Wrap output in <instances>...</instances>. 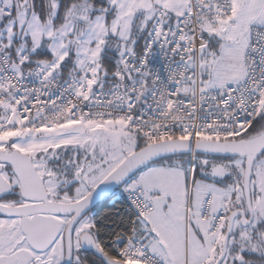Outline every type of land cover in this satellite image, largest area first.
<instances>
[{"label": "built area", "instance_id": "1", "mask_svg": "<svg viewBox=\"0 0 264 264\" xmlns=\"http://www.w3.org/2000/svg\"><path fill=\"white\" fill-rule=\"evenodd\" d=\"M13 8L12 0H0V135L23 125L40 136L55 125L81 119L94 125L121 124L156 142L171 137L235 140L264 105V24L251 26L243 47L245 76L240 82L202 91L198 74L195 94L188 89L195 76L191 60L195 58L199 66L200 49L209 44L205 27L216 28L222 20L236 26L234 0H190L175 27L165 25V11L159 9L142 51H125L112 80L94 88L84 79L50 73L43 63L25 67L26 54L15 64L1 40L2 21ZM189 159L186 170L192 184L198 161L194 154ZM129 194L130 204L141 215L153 212L152 197L142 186ZM214 205V197L206 195L201 217L210 220L207 233L218 241L226 214ZM119 255L140 264H168L138 238L128 239Z\"/></svg>", "mask_w": 264, "mask_h": 264}, {"label": "rangeland", "instance_id": "2", "mask_svg": "<svg viewBox=\"0 0 264 264\" xmlns=\"http://www.w3.org/2000/svg\"><path fill=\"white\" fill-rule=\"evenodd\" d=\"M122 1L126 4L124 9L121 7ZM160 1L163 2V6L167 4V0ZM248 1L246 0L245 2ZM245 2L243 6L246 4ZM112 3L117 7L118 12L121 13L118 15L119 21H113L112 25L108 23L107 14L105 13L88 19L82 16L77 21L69 18L58 29L53 27L52 24L43 25L38 20L35 22L34 18L25 17V14L22 13L18 17L19 24L21 28L27 25L24 28L26 29L25 34L30 35L34 43L39 44L44 38L48 40V48L52 56L49 60H44L43 64L48 68L50 73L61 72L62 68L68 66L71 76L84 79L90 88H94L105 83V80L102 78V58L112 34L118 35L122 41L121 53H124L126 50H132L131 45L125 41L132 36L131 30L133 19L137 12V5H134L131 11V6H128L124 0H112ZM263 10L264 0H252V4H250V20H255L257 17L254 15L256 13L257 15H261ZM154 12L152 7L145 9L142 27L148 25V21L154 17ZM243 19L242 17L237 19L235 27L229 21L230 28L226 34L221 27L216 29H212L209 25L205 27L210 44L201 49L199 66L194 64L193 61L191 62L195 76L190 81L188 89L193 94H195L198 74L202 91L211 88L222 89V87L238 83L242 80L245 74L242 54L248 37L247 29H243ZM11 36L13 38L14 32ZM35 47H37L36 44ZM13 106L15 107V104ZM260 112L263 113V118L259 121L260 123H256L257 125L253 133L256 131L262 132L264 128V105ZM171 139L184 138L171 137ZM154 143L157 142L144 139L139 130L126 128L121 124L117 126L111 124L94 125L77 119L68 121L63 125L53 126L49 130L46 129L42 132L41 137L25 129L23 125H20L18 130L10 132L8 135H0V155L4 158L2 165L5 164L4 169L0 173L6 178L11 177L13 173H10L7 165L12 166L15 157L25 156L29 158L37 176L42 180L44 190L36 193L25 186L23 188H16L15 193L11 198L7 199L6 204L12 208L20 209L45 206L48 202L66 205L75 204L85 199L113 171L125 163L129 157L136 154L141 147ZM64 144L76 145L79 148V151L84 154L80 160L82 165H84V162L89 157L94 159L93 161L97 160L95 161L97 166L78 173V183L72 190L68 189L67 185L65 187L61 186L58 179L61 176L46 166V159L39 160L37 156L40 151L49 146ZM188 156H171L164 160L167 161V164H171V166L167 167L176 165L183 168L188 160ZM196 159L202 166V173L191 184L192 186H190L189 190L190 194H192L194 211H196L200 204L198 200L202 199L203 201L208 194H212L215 199L221 202V208L225 211L227 222L231 213L240 204L244 209H248L244 180L239 178L246 171L247 159L245 157L224 158L196 153ZM88 163H91V161L85 164L88 165ZM253 167L254 170L251 176L252 204L256 205L261 200L262 209H264V155L257 157ZM216 169L222 170V173L217 174ZM139 174L135 176L137 177ZM130 180L119 187L117 192L127 193ZM94 213L95 209L91 210L75 228V250H78L80 246V236L83 233H94ZM260 214L262 216V213ZM71 217L70 213H35L14 217L0 216V264H63L66 255V228L72 219ZM46 221L53 223L55 230H57V236L46 247H42L37 238L33 239L32 228L36 224ZM237 222L234 226L236 234L239 227L243 226H241L239 221ZM259 222L250 223L248 226L244 225L239 239L245 240L247 245L251 246V250L256 251L262 260L264 259V240L261 242L255 240L256 231L254 229L255 226L259 227L258 230L261 229L264 234V223L258 226ZM250 230L253 232V235H251ZM212 237L210 238L214 248H218L219 239L218 241H214ZM237 238L238 236L236 235L232 236V245ZM218 256L219 252L208 264L216 262ZM233 257L229 253V256L222 264H230V260ZM125 262L127 264H140L135 261Z\"/></svg>", "mask_w": 264, "mask_h": 264}, {"label": "trees", "instance_id": "3", "mask_svg": "<svg viewBox=\"0 0 264 264\" xmlns=\"http://www.w3.org/2000/svg\"><path fill=\"white\" fill-rule=\"evenodd\" d=\"M12 2L14 7L12 14L5 16L2 21L1 40H3L4 43H7V50L9 51L15 64H20L21 56L23 54H26L28 62L23 64L25 67L37 66L39 65V63H43L44 60H49L52 56V53L48 48L47 39H42L38 47H35L34 41L30 37V35L25 34L26 29L24 28L27 25L24 28H21L18 18L22 13L25 14V17L36 15L37 17H39L41 24H52V26L56 29H58L60 25L68 21L69 18L77 21L80 20L82 16H85L88 19L93 18L97 15H101V13L107 14L108 23L112 25L115 18H117V16L119 15L118 9L114 5V3H112V0H12ZM163 10L165 11L163 16L165 25L175 27L177 19L181 16L174 20V17H172V15L166 9ZM159 12L160 11L158 9L154 18L148 21V25H145L144 27H142V22L145 18V12L136 14V17L134 16L133 26L131 30L132 36L125 41L131 45L132 50L126 51H133L138 53L142 51L145 39L149 35V31L155 25V20L158 17ZM216 28H219V25ZM13 32L14 36L12 38L11 35H13ZM206 35L208 37L207 30ZM208 41L210 44L209 37ZM121 44L122 41L120 37H118V35L116 34H112L107 44L108 47L103 53L102 78L107 82L112 80L114 71L119 67L121 63L124 54L120 52V48L122 46ZM200 55L201 52L199 54L198 63L200 60ZM192 61L196 63L195 58H193L191 62ZM62 69L63 70L61 72L64 75H70L68 66ZM262 116L263 113L259 112L258 116L251 123L252 125L245 131L244 134H242L240 138H252L255 137L256 134L261 133V131H256L254 133L253 131L255 126L257 125L256 123H260L259 121L263 118ZM262 131H264V128ZM37 156L39 160L46 159V166H48V168L52 169L53 171H56V173L61 176L58 177L61 186L65 187L67 185L68 189L71 190L78 183V173L85 172L90 167L93 168V166H97L95 162L97 160L93 161L94 159H91L90 157L86 160V162L91 161V163H88L87 165L85 164L86 162H84V165H82L80 160L83 158L84 154L79 151V148L76 145L73 146L71 144L49 146L46 149L40 151ZM189 158L190 155L188 156L187 161L190 160ZM164 159L155 162L156 164L152 163L150 164V166L145 167L144 169L150 168L152 165L171 166V164H167V161H165ZM187 161L184 166L187 164ZM201 167V164H199L198 162L195 180H197V178L201 176ZM144 169L140 171H143ZM216 173H222V170L216 169ZM243 177V174L239 176L241 180H244ZM134 178H132L131 180H133ZM117 191L118 189L109 193V196L100 201L95 208V213L93 214L95 231L93 234L97 238L100 248L103 249L106 255H108L111 259L114 258L124 261V259L120 258L119 249L128 239L138 238L145 242L144 235L147 232L145 220L146 216L141 215L136 210V208L132 204H130L129 197L126 192L118 193ZM238 208L243 209L244 207L240 204ZM238 208H236V210ZM228 224L225 230H227ZM261 224H263V222H261L260 225ZM243 228L239 227V230L236 234L233 227L232 234L229 239V249L227 255L229 252L233 253V246H235L236 248L238 247L239 251L241 249H246V246H248L245 240L239 239V235L242 233L241 231L243 230ZM254 228L256 230L255 240H259V242H261L262 240H264V234L262 233L261 229L257 230V227ZM250 232L251 235H253V232L251 230ZM235 235L238 236V238L235 242H233L234 244L232 245L231 238ZM223 246L224 244L222 245L221 249H223ZM248 248L251 249V246H248ZM259 260H261V257H257L258 264ZM74 261V264H106L104 259H100L94 252H86L84 250H81L80 246L78 247V250H76ZM251 261L252 258L250 260L247 259V263L245 264H250ZM261 263L264 264V259L261 260Z\"/></svg>", "mask_w": 264, "mask_h": 264}, {"label": "water", "instance_id": "4", "mask_svg": "<svg viewBox=\"0 0 264 264\" xmlns=\"http://www.w3.org/2000/svg\"><path fill=\"white\" fill-rule=\"evenodd\" d=\"M196 153L207 154L211 156L218 157H245L246 171L244 174V189L245 198L247 199L248 208L252 210V174L254 170V163L259 155L264 153V131L256 134L252 138H235V140H209L203 139L195 141L194 139H168L163 140L154 144L145 146L139 151L129 157L119 168L113 171L106 180H104L99 186L93 190L88 196L78 201L75 204H60V203H46L45 206H35L30 208H12L9 206L0 204V214L5 216H25L35 213H52V214H67L72 215V219L69 221L67 226V232L65 235V250L66 255L63 264H74L75 257V239L74 234L78 223L87 215L91 210H94L100 201L109 196V193L119 189L125 182L129 181L130 178L140 173V170L145 167L150 166V164L160 161L164 158H170L171 156H182ZM1 157V155H0ZM20 159V160H19ZM18 163L20 168L16 169V175L20 176L22 179V185L29 188L33 192L39 193L44 190L43 182L40 177L37 176L34 166H32L29 158L25 156H19ZM20 161V162H19ZM188 162V161H187ZM2 169V168H1ZM1 171V170H0ZM0 181L9 184L5 181L2 176ZM11 188V186H10ZM2 195L5 192L1 193ZM1 195V196H2ZM259 209L263 215L264 209H262V201H259ZM241 210H235L231 213L228 220L227 234L224 236L222 243L224 244V249L222 252V257L217 264H219L225 257L226 251L229 245V239L232 234V230L235 224L236 216ZM33 239L37 238V241L42 247H46L51 241L56 238L57 230H55L53 223L51 221L42 222L36 224L32 228ZM80 249L86 252H94L100 259H104L106 264H127L125 261L110 258L105 254L103 249L100 248L97 238L92 232L83 233L80 236Z\"/></svg>", "mask_w": 264, "mask_h": 264}, {"label": "crops", "instance_id": "5", "mask_svg": "<svg viewBox=\"0 0 264 264\" xmlns=\"http://www.w3.org/2000/svg\"><path fill=\"white\" fill-rule=\"evenodd\" d=\"M124 1L128 6H131V11L133 6L137 5L136 14L145 12L146 8L152 7L155 16L158 9H166L174 17V20L184 14L186 4L189 2V0H167V4L163 6V2L160 0ZM245 1L234 0L233 18L235 21L240 17L244 18L243 29H247V36H249L252 24H264V10L261 15L256 13L254 16L257 18L252 21L249 18L252 0ZM244 2L246 4L243 6ZM121 7L123 9L126 7L123 1ZM30 17L34 18L35 22L40 21L36 15ZM114 21H119V16ZM219 27L226 34L230 28L229 21L222 20ZM34 44L38 47L40 42ZM242 61L245 66L244 52ZM130 185L127 192L128 197L130 191L138 186H142L143 191L152 197L155 208L152 213L146 216L147 232L144 235L145 242H143L152 251L162 255L168 264H208L217 255L224 233L222 232L219 239L218 248H214L210 235L207 233L211 222L209 219L203 220L201 217L202 199L198 200L200 204L194 211L192 194L189 191L192 185L187 178L186 165L183 168L176 165H172V167L151 166L130 180ZM214 201V209L221 208V202L215 198Z\"/></svg>", "mask_w": 264, "mask_h": 264}, {"label": "flooded vegetation", "instance_id": "6", "mask_svg": "<svg viewBox=\"0 0 264 264\" xmlns=\"http://www.w3.org/2000/svg\"><path fill=\"white\" fill-rule=\"evenodd\" d=\"M261 155H264V153H262ZM16 159H18V157L14 158V164H12V166H10L9 164L7 165V167L10 170V173L11 174L13 173V175L11 177L6 178L2 173H0V177L2 176V178H4L5 181L9 184V186H7L5 182L3 184V182L0 181V204L1 205L8 206L6 204V201H7V199H9V198H11L13 196V194L15 193L16 188H23L22 179L20 178V176L16 175V169L20 168V164L18 163V160H16ZM2 162H4V158L0 157V170L4 169V166H5V164L2 165ZM10 186H11V188H10ZM2 192L3 193L5 192V194L2 195L1 194ZM246 205L248 206V204H246ZM237 210H241V211H239L238 215L236 216L234 226L238 223L237 221L240 222L241 226L243 225L241 228H243L244 225L248 226L250 223H253V222L256 223V221H260L259 222V225H260V223L262 221H264V216H263L264 213H263L262 216L260 214L261 210L259 209V202L256 205L254 203L252 204L253 212L249 208L248 209L238 208ZM0 216H3V215L0 214ZM226 224H228L227 220H226ZM226 226L227 225H225L224 231H223L224 236H226V234H227V230H225ZM256 229L258 230V227ZM222 245H223V243H222ZM222 245L220 246L219 251H218L220 255L218 256V259H217V261L214 264H217L219 262V260L221 259L222 255H223L222 252H223L224 246H223V249H221ZM228 249H229V245H228ZM228 249L226 251V255H225L224 259L219 264H222L224 262L226 256L227 257L229 256L230 252L227 255ZM221 250H222V252H221ZM232 252L233 253H230V254L232 256H234V257L230 260V264H245V263H247L246 260L247 259L250 260L251 258H252V261L250 262V264H258L257 263V257H260V256L257 254L256 251H252L251 249H249L248 246H246V249H241L240 251H239L238 247L236 248L235 246H233L232 247ZM259 264H262L261 260H259Z\"/></svg>", "mask_w": 264, "mask_h": 264}]
</instances>
